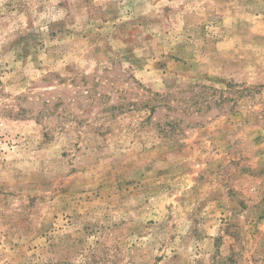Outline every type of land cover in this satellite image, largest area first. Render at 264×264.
<instances>
[{
  "label": "rangeland",
  "instance_id": "374dc122",
  "mask_svg": "<svg viewBox=\"0 0 264 264\" xmlns=\"http://www.w3.org/2000/svg\"><path fill=\"white\" fill-rule=\"evenodd\" d=\"M0 264H264V0H0Z\"/></svg>",
  "mask_w": 264,
  "mask_h": 264
}]
</instances>
